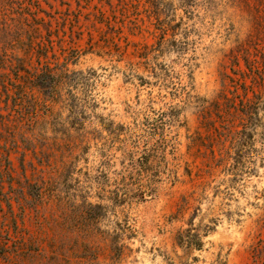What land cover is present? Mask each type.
Wrapping results in <instances>:
<instances>
[{"label": "rangeland", "instance_id": "rangeland-1", "mask_svg": "<svg viewBox=\"0 0 264 264\" xmlns=\"http://www.w3.org/2000/svg\"><path fill=\"white\" fill-rule=\"evenodd\" d=\"M0 264H264V0H0Z\"/></svg>", "mask_w": 264, "mask_h": 264}, {"label": "trees", "instance_id": "trees-1", "mask_svg": "<svg viewBox=\"0 0 264 264\" xmlns=\"http://www.w3.org/2000/svg\"><path fill=\"white\" fill-rule=\"evenodd\" d=\"M51 16V15H50ZM52 22L51 20H45L44 18H38L35 21V25L31 28L30 38H29V48L25 52V57L19 59L20 65L13 67L17 69V71H21L26 69L28 76L26 79L28 81L34 82L35 84L39 85L40 87H48L53 86L54 83L57 81L58 77L62 74H66L65 70H61L60 67L63 65H58V62H55L52 65L51 61H49L47 57V53L49 49L53 48V40L51 39L52 36ZM43 30H46L45 35H43ZM35 50L36 53V66H33L31 69H27L26 65L30 64V57L28 54ZM250 64V63H249ZM60 66V67H59ZM54 87V86H53ZM244 95L241 97L240 103L241 108L246 109L248 108L252 102L253 98L248 97V92L252 91L254 97L259 98L260 93H256L253 89V86H244ZM201 244V243H200Z\"/></svg>", "mask_w": 264, "mask_h": 264}]
</instances>
